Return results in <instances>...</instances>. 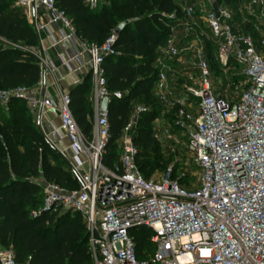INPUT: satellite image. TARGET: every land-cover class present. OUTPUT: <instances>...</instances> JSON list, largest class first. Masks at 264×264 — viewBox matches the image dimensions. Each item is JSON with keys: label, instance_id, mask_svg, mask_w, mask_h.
I'll use <instances>...</instances> for the list:
<instances>
[{"label": "built area", "instance_id": "2783aa9c", "mask_svg": "<svg viewBox=\"0 0 264 264\" xmlns=\"http://www.w3.org/2000/svg\"><path fill=\"white\" fill-rule=\"evenodd\" d=\"M194 2L181 6L182 17L168 16L173 22L170 35L154 60L153 94L163 113L172 112L173 126L181 131L185 151L198 171L194 186L187 188L171 178L172 167L160 179L142 177L132 129L147 111L143 106L133 108L121 131L117 161L104 164L110 127L101 103L121 99V94L108 91L104 78L105 60L116 55L115 35L101 45L85 43L55 0H15L37 34H44L50 44L26 50L40 70L35 87L0 89V106L19 100L58 118L79 188L67 191L39 181L43 211L81 217L93 264H264V0H239V21L236 13L215 0ZM84 3L90 10L99 8V0ZM248 20L257 37L242 31ZM65 44L69 47L60 52ZM54 49H59L58 66L50 54ZM186 51L192 53L197 74L186 73L175 89L169 73L184 65ZM208 56L221 75L240 71L241 76L232 75L242 80L235 100L216 92ZM72 64L75 72L86 69L90 79V137L78 128L71 99L60 90L59 81L46 80L60 75V70L74 72ZM48 88L56 90V99ZM137 229L151 235L153 253L144 260L136 256L132 232ZM0 264H16L11 250L0 248Z\"/></svg>", "mask_w": 264, "mask_h": 264}, {"label": "trees", "instance_id": "16d2710c", "mask_svg": "<svg viewBox=\"0 0 264 264\" xmlns=\"http://www.w3.org/2000/svg\"><path fill=\"white\" fill-rule=\"evenodd\" d=\"M195 0H108L97 10H90L84 0H55L56 7L71 20L76 35L85 43L101 45L115 35V56L104 62L108 91L121 94L108 105L109 141L104 164L117 161L118 140L129 122L133 108H147L132 129L137 148L136 163L146 180L167 170L159 144L153 135V122L163 111L153 91L157 81L154 67L157 49L170 35L173 24L168 16L182 17L181 6ZM218 5L237 13L239 0H215ZM15 0H0V89L33 88L40 80L38 62L26 50L38 48L41 35L26 24ZM242 24V31L257 37L252 25ZM211 51V44L207 43ZM208 52V54L210 53ZM208 62L213 77L221 73ZM241 78L232 77L233 84ZM183 83V80H181ZM86 79L69 92L70 110L80 131L90 137L93 123ZM172 123V112L166 114ZM171 178L176 180L171 174ZM55 183L67 191H76L79 183L67 162L52 148L36 128L26 104L12 100L0 107V248L11 250L16 264H93L85 225L72 213L50 214L43 211L39 181ZM185 185V179H178ZM36 213V216H33ZM138 260L153 253L150 233L132 232Z\"/></svg>", "mask_w": 264, "mask_h": 264}, {"label": "rangeland", "instance_id": "374dc122", "mask_svg": "<svg viewBox=\"0 0 264 264\" xmlns=\"http://www.w3.org/2000/svg\"><path fill=\"white\" fill-rule=\"evenodd\" d=\"M103 1L107 0H99V6ZM179 45L181 48L185 47L186 41L182 40ZM191 55V51H186L182 55L183 58L187 60L184 65L177 67L175 69L176 72L169 73V80L172 83L173 88L178 89V87L181 85V80L184 78L186 73L193 72L197 74L194 68L195 61L191 58ZM233 74L239 75L240 71H230L226 75L223 74L217 78L214 77V88L216 89V92H219L223 96H226L228 100L231 101L235 100L238 93L242 90V83L239 82L242 81L241 79L234 84L230 82ZM163 111L153 122L152 129L154 138L160 146L159 149L162 153L163 158L170 161L167 170L172 167V175L175 179H180L182 178V174H185V178H182L187 180L185 183V187L191 188L196 182L198 171L193 166L189 155L185 151V141L181 131L177 130L173 126V123H171V121L166 118L167 113H163ZM166 171H157L151 178L160 179L163 175H165Z\"/></svg>", "mask_w": 264, "mask_h": 264}, {"label": "crops", "instance_id": "0c3cea01", "mask_svg": "<svg viewBox=\"0 0 264 264\" xmlns=\"http://www.w3.org/2000/svg\"><path fill=\"white\" fill-rule=\"evenodd\" d=\"M108 2L107 1H103ZM102 5V4H101ZM100 5V6H101ZM184 5H189V3H184ZM99 6V8H100ZM14 7L15 3H14ZM17 8V7H16ZM19 9V8H18ZM21 16H23L26 24L32 26L28 19L26 18L25 13L19 9ZM41 35V40L39 47L46 49L49 44L50 40L45 38L44 34ZM55 37L58 39L59 35L55 34ZM69 47L67 44L60 46V52H63ZM59 51V49H54L50 51L53 64L55 66H58L59 63L55 59V54ZM71 69L74 70V72L71 71H62L60 70V75L55 74L54 77L51 78V76H48L46 80L48 82L51 81V79H56L59 81V88L64 94H68L69 92L79 85H81L86 79L89 81L90 85V79L88 77V72L86 69L80 70L79 72L76 71V65L72 64ZM47 92L49 93L52 98L56 99V90L47 89ZM89 101H91V85H90V95L88 97ZM91 103V102H90ZM32 117V121L35 124L36 128L39 130V132L43 135V137L48 141V143L52 146V148L67 162L68 165H71L72 163V153L69 150V142L67 138L65 137L64 133L59 131V120L57 117H52L47 114H44L40 110H32L31 108H28Z\"/></svg>", "mask_w": 264, "mask_h": 264}, {"label": "water", "instance_id": "95a60500", "mask_svg": "<svg viewBox=\"0 0 264 264\" xmlns=\"http://www.w3.org/2000/svg\"><path fill=\"white\" fill-rule=\"evenodd\" d=\"M122 28H123V26L118 27V28L114 31V35L118 36ZM108 105H109L108 100H107V99H104V100L102 101V103H101V107H100L101 112H106L107 109H108Z\"/></svg>", "mask_w": 264, "mask_h": 264}]
</instances>
